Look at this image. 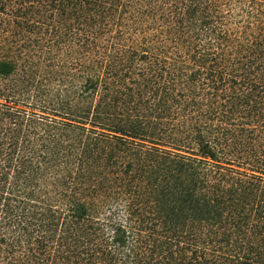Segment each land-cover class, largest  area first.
Segmentation results:
<instances>
[{
    "label": "trees",
    "instance_id": "obj_1",
    "mask_svg": "<svg viewBox=\"0 0 264 264\" xmlns=\"http://www.w3.org/2000/svg\"><path fill=\"white\" fill-rule=\"evenodd\" d=\"M0 264H264V0H0Z\"/></svg>",
    "mask_w": 264,
    "mask_h": 264
}]
</instances>
